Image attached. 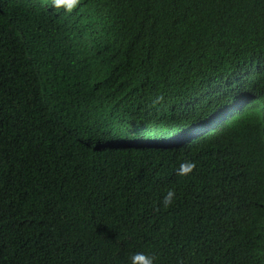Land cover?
Here are the masks:
<instances>
[{
  "label": "trees",
  "instance_id": "16d2710c",
  "mask_svg": "<svg viewBox=\"0 0 264 264\" xmlns=\"http://www.w3.org/2000/svg\"><path fill=\"white\" fill-rule=\"evenodd\" d=\"M137 256L264 264V0H0V264Z\"/></svg>",
  "mask_w": 264,
  "mask_h": 264
},
{
  "label": "clouds",
  "instance_id": "9594fccd",
  "mask_svg": "<svg viewBox=\"0 0 264 264\" xmlns=\"http://www.w3.org/2000/svg\"><path fill=\"white\" fill-rule=\"evenodd\" d=\"M48 2H50V5L54 6L57 11H59L60 9L63 8L66 10V13H71L72 10L78 6L80 0H48ZM120 131H121V129H120ZM112 135H113V133H111V137H112ZM194 135L195 134H192L191 136H194ZM186 136H187V134H185L184 138ZM102 141H103V145H105V143L107 142L106 140H102ZM109 142H111V141H109ZM195 167H196V165L194 163L188 162L185 165L181 166V170H180L179 175L190 176L192 171L195 169ZM176 195H177V193L174 189L166 190V192L163 195L162 200H161L162 205L165 208L170 206L174 202ZM136 261H142L143 264H152V260L150 258H145L143 256L134 257L133 258V264H135Z\"/></svg>",
  "mask_w": 264,
  "mask_h": 264
}]
</instances>
